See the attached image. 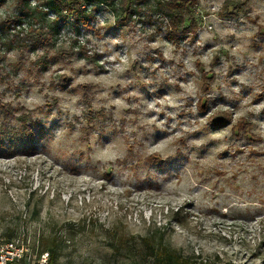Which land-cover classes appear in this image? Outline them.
Here are the masks:
<instances>
[{"label":"rangeland","instance_id":"obj_1","mask_svg":"<svg viewBox=\"0 0 264 264\" xmlns=\"http://www.w3.org/2000/svg\"><path fill=\"white\" fill-rule=\"evenodd\" d=\"M157 1L0 32V240L56 264H147L144 238L264 264V0H196L184 37Z\"/></svg>","mask_w":264,"mask_h":264},{"label":"trees","instance_id":"obj_2","mask_svg":"<svg viewBox=\"0 0 264 264\" xmlns=\"http://www.w3.org/2000/svg\"><path fill=\"white\" fill-rule=\"evenodd\" d=\"M7 0H0V3H5ZM15 1L17 14L1 22L0 32L9 31L10 26L16 27L21 25L24 19H29L33 23H39L40 40L48 41L47 32L50 31L49 26L43 25V16L46 11H50L58 17L61 13L63 23L74 31H78L79 27L90 23L96 13L102 8L115 9L120 7L126 13L129 11L127 0H13ZM147 0H145L146 2ZM196 0H158L155 4L156 11L159 12L166 21V31L172 37H184L192 33L193 25V10ZM85 6L87 8H85ZM54 23V22H53ZM22 125L24 121H21ZM15 132V138L22 141H32L34 139L33 130L28 128H18ZM12 137V136H11ZM6 138L0 136V141H5ZM143 244L145 259L147 264H221L218 262H200L197 263L190 258L183 257L179 252L172 250L158 242L154 244L150 239H141ZM44 252L50 255V261L56 264V250L54 244L51 247H45Z\"/></svg>","mask_w":264,"mask_h":264},{"label":"built area","instance_id":"obj_3","mask_svg":"<svg viewBox=\"0 0 264 264\" xmlns=\"http://www.w3.org/2000/svg\"><path fill=\"white\" fill-rule=\"evenodd\" d=\"M0 264H55L48 252L29 255L26 248L16 240H0Z\"/></svg>","mask_w":264,"mask_h":264}]
</instances>
